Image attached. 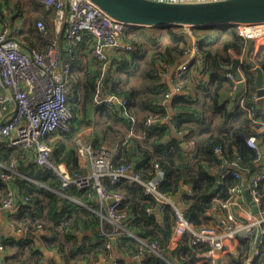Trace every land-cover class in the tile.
I'll return each mask as SVG.
<instances>
[{
    "label": "trees",
    "instance_id": "1",
    "mask_svg": "<svg viewBox=\"0 0 264 264\" xmlns=\"http://www.w3.org/2000/svg\"><path fill=\"white\" fill-rule=\"evenodd\" d=\"M38 5V16L29 21L28 29L21 33L19 39L25 48L43 49L47 45L36 25L39 20L44 21L50 35H55V10L41 3ZM154 28L130 25L125 42L137 46V50L110 63L106 70L99 62L85 65L87 52L76 54L70 102L75 118L68 132L54 133L46 137V141L52 146L55 164L64 161L70 168L68 173L72 175L88 174H84L77 164L70 137L74 123H78L81 115L84 116L89 105L96 104V125L103 137L93 148L100 150L106 142L118 137L116 144L120 141L125 144L122 143L115 156V164H133L135 172L147 180L155 174V164L158 163L165 172L160 188L172 196L181 193L183 184L189 186L191 192L181 195V207L193 226L200 228L207 225L212 217L209 212H218L231 198L232 188L241 185L235 176L223 177V173L230 170L233 163L247 172L248 177L257 168L258 154L247 140L252 136L264 140V106L258 107L254 98V68L260 65L264 69V49L241 67L247 81V90L243 94L245 103L242 105L225 98V94L236 85V80L227 76L233 61L229 51L240 56L246 49V39L239 35L236 25L218 27V32L208 27L211 29L209 33L201 36L196 43L201 50L200 64L190 66L185 75L172 81L171 85L165 81L164 73L177 66L193 45L185 31L169 28L150 33ZM88 45L87 40L82 44L85 50ZM105 73L108 77L104 80ZM190 73L210 75L204 86L200 84L199 87L204 97L198 96L201 95L198 92L194 96L183 94V81ZM99 78L102 79L99 81ZM176 86L181 87V92L167 99L166 94ZM104 94L126 99L127 106L118 108L114 103L97 104L95 99ZM251 105L256 108L260 122L249 116L246 107ZM149 116L157 119L150 126L146 124ZM131 131L133 134H130ZM191 140L195 142L194 149L183 146L184 142ZM29 156L31 154L25 149L8 147L1 140L0 175H11L20 212L32 218L46 219L43 227L49 236L45 237V244L56 241L53 249L61 256L62 264H97L111 257L115 249L129 258L144 256L141 264H198L202 254L208 250L207 244L192 245L190 235L180 237L177 247L172 249L174 208L167 206L161 214H150L147 209L154 207L157 210L158 205L145 193L143 186L129 181L111 183L103 178L102 183L107 189L123 193L125 198L121 209L127 213L128 228L146 244L157 241L162 256L127 235L116 236L114 245L108 247L112 236L99 233L102 230L111 233L114 226L99 215L98 205L94 204L97 201L96 190L76 187L63 190L62 182L55 173L32 162ZM12 161L16 162L17 171L6 172V166ZM9 187L0 178V204ZM256 190L264 204V180L259 182ZM60 192L67 196H62ZM85 204L92 205L94 210L88 209ZM20 228L27 232L35 230L30 224ZM256 245L260 254L253 264H263L264 236L257 239ZM253 246V240L242 239L232 264H243L244 257ZM51 261L57 264L55 259ZM117 264L131 263L128 259H119Z\"/></svg>",
    "mask_w": 264,
    "mask_h": 264
},
{
    "label": "built area",
    "instance_id": "2",
    "mask_svg": "<svg viewBox=\"0 0 264 264\" xmlns=\"http://www.w3.org/2000/svg\"><path fill=\"white\" fill-rule=\"evenodd\" d=\"M34 1L55 10L56 31L55 35H50L44 21L37 22L41 37L47 41V45L43 49L25 48L18 38L9 35L8 27H4L0 31V85L8 91L7 95L0 99V117L9 111L6 102H14L11 114L0 121V141L4 140L8 147H20L27 151L34 150L32 152L34 162L51 169L61 180L63 190L70 187L96 190L101 203L98 213L102 219L109 221L114 226L113 232L108 233L102 230L99 235H111L112 240H115L116 236H131L144 243L151 251L160 254V246L157 241L146 244L128 228L127 213L121 209L125 198L123 193L110 191L102 183L103 178L109 179L111 183L129 181L143 186L145 193L156 201L157 210L154 207H149L148 213L161 214L167 206L174 208L173 229L176 236L180 238L190 235L192 245H208V250L202 254V259L198 264H228L225 255L232 253L242 239H251L254 242L251 252L243 260V264H253L260 254L256 241L259 237L264 236V204L256 190L259 182L264 180V154L257 145L255 137H249L247 143L258 154L257 168L247 180L250 193L259 212L253 213L246 202L242 185L243 171L236 163H233L231 169L223 173V177L233 175L240 180L241 185L232 188L231 198L221 206L218 212H209V216L212 217L207 225L200 228L193 226L186 211L173 202L172 195L161 190L160 186L164 181L165 172L158 163L155 164V174L147 180L143 179L140 173L135 172L133 164L114 163V158L119 153L123 142L111 148H101L98 151H95L93 146L79 147V153H87L90 158V172L86 175H72L53 162L52 146L46 141V137L59 131L68 132L71 122L75 118L70 102L76 54L87 52L92 61L101 63L102 69L106 70L110 63L120 59L123 55L135 52L137 46L125 42L130 25L112 18L92 0ZM236 27L239 35L243 38L263 41L261 44L264 45V21L240 23ZM62 31L65 35V47L58 38ZM86 40L90 45L87 50L82 46ZM260 50L261 47L254 43L251 56L254 58ZM64 52L66 53L64 54ZM185 56L187 59L178 66L177 79L182 78L191 65L200 64L201 50L195 43ZM258 66L261 67L260 65L256 67ZM167 75L168 73H164L165 77ZM227 76L235 79L232 72H228ZM101 79L99 78V81ZM243 80L246 82L245 78ZM180 92L181 87L176 86L166 94V98L170 99L174 94ZM244 98L242 95L240 99L242 105L245 103ZM254 98L258 99L257 92L254 94ZM114 101H120L122 108L127 106L126 99L115 95H103L95 99L97 104L114 103ZM246 109L255 122H260L257 110L253 105ZM156 121L154 116H149L146 124L150 126ZM130 134H133V131ZM186 146L194 149L195 142L193 140L189 143L186 142ZM216 150L219 152L220 148L217 147ZM6 168L8 170L6 172H16V162L12 161ZM0 178L7 185L11 184L10 174L2 173ZM186 191L191 192V188L183 184L181 193ZM60 193L62 196H67L64 192ZM16 199L15 192L10 186L0 204V209L9 211L14 209ZM86 207L94 210L93 206L86 205ZM233 208L238 210L239 216ZM260 242L262 243V240ZM111 245L112 243H109L107 246L111 247ZM4 248L5 245L1 243L0 251H3Z\"/></svg>",
    "mask_w": 264,
    "mask_h": 264
},
{
    "label": "crops",
    "instance_id": "3",
    "mask_svg": "<svg viewBox=\"0 0 264 264\" xmlns=\"http://www.w3.org/2000/svg\"><path fill=\"white\" fill-rule=\"evenodd\" d=\"M34 1V0H33ZM32 0H0V31L3 30L4 27H8L9 35L15 38L21 39V33L28 29L29 21L38 16V4L33 2ZM180 1V0H179ZM184 1V0H181ZM54 22V18H53ZM55 24V23H54ZM161 29L168 30L170 27H159ZM176 29V27H172V29ZM190 28H200L205 30L203 33H188L190 39V44L194 45L200 40L201 36L207 35L210 31L208 27H190ZM218 27H215V30L211 31H219ZM58 38L61 40V43L64 44V31L58 35ZM20 41V40H19ZM263 41H254L257 45L263 47ZM264 49V47L262 48ZM231 57H242L243 55H237L234 51H229ZM187 57L184 55L181 58V62L177 66L171 67L165 81L172 84V81L177 80V69L178 66L185 60ZM253 59V57H252ZM89 62V63H88ZM85 65L92 64V60L87 56H84ZM88 63V64H87ZM96 66H92L93 68ZM194 65H191V67ZM241 70V67H240ZM232 72L231 66L229 67V71ZM227 72V73H228ZM194 74V75H193ZM210 75L208 73H190L188 74L187 80L183 81V94L185 95H196V93H201L199 91L200 84L204 86V83L207 82ZM243 78H245L243 76ZM137 82V79H135ZM247 89V84L240 95L234 98L233 93L235 91V87L228 91L225 94V98H231L236 102H240V99ZM8 93L7 89L0 85V99L3 96H6ZM200 97H204V93L198 95ZM7 110H9L3 117H0V121L9 116L14 108V102H6ZM258 107H263L258 104ZM1 108V105H0ZM258 109V108H257ZM260 110V109H258ZM96 104H91L88 106L87 111L84 113V116L81 115L79 117L78 123H74L72 128V137H70V143L75 147V156L76 161L79 167L82 169L84 174L90 172V158L89 155L80 154L79 147H88L93 146L103 137V133L99 130V127L96 125ZM264 127V125H263ZM98 139V140H97ZM65 142V139H63ZM118 137L114 138L112 141L106 142L103 145V148L114 147L116 145V141ZM261 141L259 145L261 151L264 154V140L257 139ZM96 141V142H95ZM112 142V143H111ZM123 142V141H120ZM115 143V144H113ZM119 143V142H118ZM124 143V142H123ZM125 144V143H124ZM99 148H94V150H98ZM24 150V149H23ZM26 150V149H25ZM27 151V150H26ZM31 156H29L32 162H34L32 152L34 150L28 151ZM58 166H61L68 172H70V168H68L67 164L64 161H60L56 163ZM11 189L14 190L13 184H10ZM97 201H95V205L97 209H101V203L99 201V196L97 194ZM89 205V204H87ZM179 207L182 205V201L180 199L179 203H177ZM92 206V205H90ZM250 206V205H249ZM20 204L19 200L15 203V208L12 210L0 209V244L3 243L5 248L3 251H0V264H54L51 259H55L57 264H62L63 260L57 250H54L53 247L56 245V241H50L49 244H45V237L49 236L48 231L44 229L43 224L46 223L45 218H32L28 214H24V212L19 211ZM182 208V207H181ZM251 208V206H250ZM252 210V208H251ZM48 222V221H47ZM32 225L35 227L33 232H27L22 230L20 227H26V225ZM49 224V222H48ZM174 227V226H173ZM59 231V228H57ZM180 238L174 234V229L172 232L171 239V248L175 249L178 245V241ZM238 245V244H237ZM45 247V251H41L40 247ZM237 249H233L232 253L226 254V258L228 260V264H232L234 260L233 257L237 256ZM53 254H57V256H53ZM114 259L111 262V259ZM143 257H139L138 259L125 257L120 254L116 249L113 251V255L107 259L102 260V262L97 264H117L119 259H128L131 264H141ZM231 258V259H230Z\"/></svg>",
    "mask_w": 264,
    "mask_h": 264
},
{
    "label": "water",
    "instance_id": "4",
    "mask_svg": "<svg viewBox=\"0 0 264 264\" xmlns=\"http://www.w3.org/2000/svg\"><path fill=\"white\" fill-rule=\"evenodd\" d=\"M99 8L112 18L128 25L146 27H227L240 23L263 22L264 0H92ZM252 39H246V49L242 57L233 58L231 69L237 80L234 98L241 94L245 87L243 64L251 62ZM261 47V46H259ZM264 47V46H263ZM261 47V49L263 48ZM256 92L258 104L264 106V69L255 67ZM108 74L105 75L107 79ZM120 108V101H114ZM261 144L260 140L256 141ZM186 146V143H183ZM244 196L253 213L259 209L253 200L248 184V173L243 172ZM181 194L173 195L175 204L179 203ZM114 240L112 244L114 245ZM45 251V247H40ZM57 256V254H53ZM114 259H111L113 262Z\"/></svg>",
    "mask_w": 264,
    "mask_h": 264
},
{
    "label": "rangeland",
    "instance_id": "5",
    "mask_svg": "<svg viewBox=\"0 0 264 264\" xmlns=\"http://www.w3.org/2000/svg\"><path fill=\"white\" fill-rule=\"evenodd\" d=\"M154 29L155 30H152L150 33L153 34V33L159 32V31H165V29H161L159 27H156ZM170 29H172V28H170ZM176 30L177 31H185L186 34H188V33H196V34L198 33V34H200V33H203L205 31V30H202L200 28H190V27H184V26L176 27ZM206 32H209V31L207 30ZM233 210L239 216L238 210L236 208H233Z\"/></svg>",
    "mask_w": 264,
    "mask_h": 264
},
{
    "label": "clouds",
    "instance_id": "6",
    "mask_svg": "<svg viewBox=\"0 0 264 264\" xmlns=\"http://www.w3.org/2000/svg\"><path fill=\"white\" fill-rule=\"evenodd\" d=\"M251 59H252V56H251ZM256 67V66H255ZM233 73V72H232ZM244 79V78H243ZM246 79V78H245ZM235 80H236V78H235ZM236 83H237V80H236ZM246 84H247V81L245 82ZM236 86V85H235ZM242 93V92H241ZM105 95V94H104ZM184 143H186V142H184ZM87 204H85V206H86ZM113 241V240H112ZM112 246V245H111Z\"/></svg>",
    "mask_w": 264,
    "mask_h": 264
}]
</instances>
